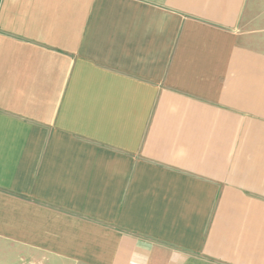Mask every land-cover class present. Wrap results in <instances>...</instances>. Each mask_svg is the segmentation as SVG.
<instances>
[{
	"label": "crops",
	"instance_id": "1",
	"mask_svg": "<svg viewBox=\"0 0 264 264\" xmlns=\"http://www.w3.org/2000/svg\"><path fill=\"white\" fill-rule=\"evenodd\" d=\"M0 264H264V0H0Z\"/></svg>",
	"mask_w": 264,
	"mask_h": 264
}]
</instances>
